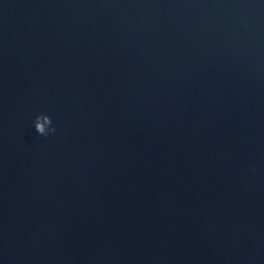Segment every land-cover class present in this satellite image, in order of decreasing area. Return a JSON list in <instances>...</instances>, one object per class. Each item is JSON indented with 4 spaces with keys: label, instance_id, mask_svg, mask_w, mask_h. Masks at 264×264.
<instances>
[{
    "label": "water",
    "instance_id": "95a60500",
    "mask_svg": "<svg viewBox=\"0 0 264 264\" xmlns=\"http://www.w3.org/2000/svg\"><path fill=\"white\" fill-rule=\"evenodd\" d=\"M0 264H264V0H0Z\"/></svg>",
    "mask_w": 264,
    "mask_h": 264
},
{
    "label": "clouds",
    "instance_id": "9594fccd",
    "mask_svg": "<svg viewBox=\"0 0 264 264\" xmlns=\"http://www.w3.org/2000/svg\"><path fill=\"white\" fill-rule=\"evenodd\" d=\"M41 120H43V124H41ZM52 121L50 117L46 115L37 116L34 121V130L40 136H48L51 132H54L55 129L51 127ZM45 125L47 127H45Z\"/></svg>",
    "mask_w": 264,
    "mask_h": 264
}]
</instances>
